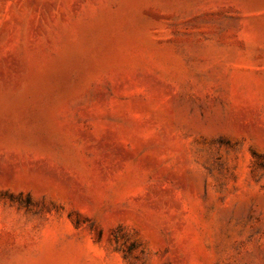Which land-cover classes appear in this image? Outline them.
Returning a JSON list of instances; mask_svg holds the SVG:
<instances>
[{
    "label": "rangeland",
    "instance_id": "obj_1",
    "mask_svg": "<svg viewBox=\"0 0 264 264\" xmlns=\"http://www.w3.org/2000/svg\"><path fill=\"white\" fill-rule=\"evenodd\" d=\"M0 264H264V0H0Z\"/></svg>",
    "mask_w": 264,
    "mask_h": 264
}]
</instances>
